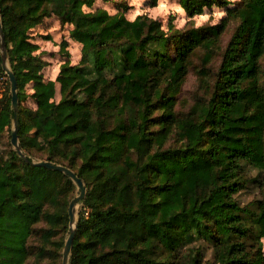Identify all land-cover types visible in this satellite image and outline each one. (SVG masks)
Segmentation results:
<instances>
[{
    "label": "trees",
    "instance_id": "16d2710c",
    "mask_svg": "<svg viewBox=\"0 0 264 264\" xmlns=\"http://www.w3.org/2000/svg\"><path fill=\"white\" fill-rule=\"evenodd\" d=\"M178 2L187 13L219 5L226 15L177 29L147 14L129 22L123 12L85 11L93 0H0L19 144L29 160L63 164L86 186L69 264H264V0ZM53 15L71 26L81 58L45 80L32 31ZM191 68L200 92L179 111ZM10 101L7 82L0 264H61L75 186L17 154ZM250 183L260 197L243 201Z\"/></svg>",
    "mask_w": 264,
    "mask_h": 264
},
{
    "label": "rangeland",
    "instance_id": "374dc122",
    "mask_svg": "<svg viewBox=\"0 0 264 264\" xmlns=\"http://www.w3.org/2000/svg\"><path fill=\"white\" fill-rule=\"evenodd\" d=\"M229 1L232 5H235L239 0H229ZM168 2L171 4L173 0H168ZM175 2L179 3L178 0H175ZM157 3L158 0H144L142 7L154 8ZM215 6L217 5H213L211 7L207 6V8L211 12ZM82 7L85 11H90V10H94L95 8L102 7L111 14L116 12H123L125 16H127L130 9L134 6L129 4V0H93L91 6L83 5ZM220 7L225 10L224 6H220ZM193 14L195 13L186 12V20L183 24H181L180 22L179 14H172L171 12H169V14L167 15L161 13L156 18L160 19L163 22L164 27H168L169 25H172L174 28L177 29H185V28L193 27L192 21L190 19V17H192ZM43 21L34 27L32 31L34 35L33 39L34 42L38 45L36 53L46 62L45 66L42 69L43 78L45 80L48 79L55 80L61 63L68 60L70 64H77L80 61L81 44L74 42L69 36L68 30L70 29L71 26L68 24L61 25L56 16L53 15L51 17L44 18ZM205 25H207V23ZM228 35L229 33L224 35V40L227 39ZM195 63H198V61H195ZM7 82L9 84L7 75L6 74L0 75V97L6 89ZM199 84H200L199 76L195 71V69L191 68L186 74L184 80L182 81L179 92L177 94V102H176L177 110L184 111L192 103V98L196 95L195 93L200 92ZM31 85L32 84L30 83L29 85L26 86V91L28 93L31 92ZM59 88H60L59 83H56V94H55L56 100L60 98ZM23 103L25 104L28 103V105H31L32 107L34 106L33 100L30 99L29 97H27V99L24 100ZM249 175L251 177H254L256 175V169L251 170L249 172ZM73 184L75 186L73 193L75 196H77L79 191L74 182ZM239 196L240 199L243 201H248L253 198L260 197V188L256 184L250 183L246 189L240 192ZM80 208H81V202L78 201L76 204V211H77L76 217L78 210ZM68 233L69 231L67 232V234H65L63 238L64 243ZM262 242H263L262 247L264 251V238H262ZM61 255H62V251H61ZM206 259L207 261H211L212 259V252L210 250L207 251ZM61 261H62V256H61Z\"/></svg>",
    "mask_w": 264,
    "mask_h": 264
},
{
    "label": "water",
    "instance_id": "95a60500",
    "mask_svg": "<svg viewBox=\"0 0 264 264\" xmlns=\"http://www.w3.org/2000/svg\"><path fill=\"white\" fill-rule=\"evenodd\" d=\"M0 57H1V66L4 71V73L8 77L9 86H10V95H11V107L13 110V119H12V127L10 131V142L13 146V148L16 150L17 154L27 160L29 163L33 165L38 166H44L51 170H57L60 172H63L67 174L70 179L75 183V185L78 188V195L72 198L68 205V225H69V233L65 239V243L62 249V261L61 264H69V257L71 253V248L73 244V238L75 235V228H76V204L78 201H80L86 191V186L82 178H80L73 170L68 168L67 166L59 163H55L51 160H34V159H28L23 152L18 136H17V128H18V117H17V109H18V98H17V81L15 78V75L13 71L11 70L8 60H7V53H6V45L4 40V35L1 27V20H0Z\"/></svg>",
    "mask_w": 264,
    "mask_h": 264
},
{
    "label": "clouds",
    "instance_id": "9594fccd",
    "mask_svg": "<svg viewBox=\"0 0 264 264\" xmlns=\"http://www.w3.org/2000/svg\"><path fill=\"white\" fill-rule=\"evenodd\" d=\"M144 0H129V4L134 6L130 9L126 18L129 22H135L137 17L143 16L145 14L150 15L155 19L158 15L163 13L164 15L169 14H179L180 22L183 24L186 20V9L182 3H177L175 0L170 4L168 0H158V3L154 8L142 7ZM114 11V10H113ZM225 10L219 5L215 6L210 12L205 6L201 12L195 13L190 17L192 21V26L195 28H200L206 23L209 25H215L219 22L220 18L224 16Z\"/></svg>",
    "mask_w": 264,
    "mask_h": 264
}]
</instances>
